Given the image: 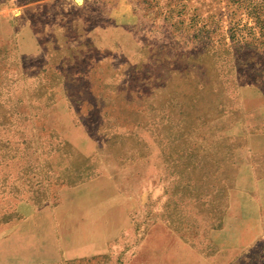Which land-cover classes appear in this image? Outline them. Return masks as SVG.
<instances>
[{"label":"rangeland","instance_id":"rangeland-1","mask_svg":"<svg viewBox=\"0 0 264 264\" xmlns=\"http://www.w3.org/2000/svg\"><path fill=\"white\" fill-rule=\"evenodd\" d=\"M64 93L141 202L112 254L69 264H198L187 246L264 264V193L231 200L249 134L264 132V0H0V122L26 130L1 132L20 156H0V215L25 196L12 182L27 126L57 123ZM239 214L242 228L223 222Z\"/></svg>","mask_w":264,"mask_h":264},{"label":"crops","instance_id":"crops-1","mask_svg":"<svg viewBox=\"0 0 264 264\" xmlns=\"http://www.w3.org/2000/svg\"><path fill=\"white\" fill-rule=\"evenodd\" d=\"M62 95L57 123L31 121L27 126L33 140H23L25 162L12 182L25 196L0 215V264H69L112 254L116 240L133 227L131 215L141 202L126 194L114 173L102 165L98 141L78 124L72 104ZM0 125V138L2 130L10 135L26 133L24 128L20 133L17 127ZM0 144L1 158L20 156L18 147L11 152L1 150L3 144L15 146L6 139H0ZM246 155L231 197L239 208L244 199L259 202V192L264 193V132L249 134ZM258 218L250 216L249 220L257 222ZM223 222L239 223L242 228L244 218L242 214L226 216ZM229 229L224 226L220 238ZM214 235L210 233V237ZM180 243L175 236L170 244L172 256L178 255L180 245H186ZM138 244L142 246L141 239ZM186 249L187 257L192 256L196 263L212 264L190 246Z\"/></svg>","mask_w":264,"mask_h":264}]
</instances>
